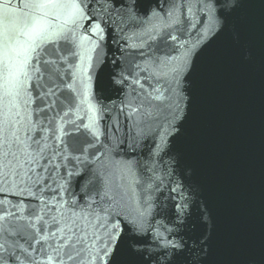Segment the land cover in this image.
I'll return each mask as SVG.
<instances>
[{
    "label": "water",
    "instance_id": "95a60500",
    "mask_svg": "<svg viewBox=\"0 0 264 264\" xmlns=\"http://www.w3.org/2000/svg\"><path fill=\"white\" fill-rule=\"evenodd\" d=\"M46 2L0 0L16 37L5 48L0 28V264H88L87 251L76 256L62 245L75 242L70 229L82 234L85 221L74 213L94 220L108 201L129 220L145 213L127 227L143 241L147 264H264V0L241 11L246 45L235 29L219 34L216 0H139L132 13L129 0H62L69 7L55 21L32 7ZM73 4L96 20L73 24ZM64 27L78 44L86 37L74 46L85 58L59 63L53 75L40 62ZM169 34L178 39L165 42ZM49 85L55 96L46 95ZM70 118L93 121L99 140L86 144ZM205 244L206 258L198 256Z\"/></svg>",
    "mask_w": 264,
    "mask_h": 264
},
{
    "label": "snow or ice",
    "instance_id": "6c2138e0",
    "mask_svg": "<svg viewBox=\"0 0 264 264\" xmlns=\"http://www.w3.org/2000/svg\"><path fill=\"white\" fill-rule=\"evenodd\" d=\"M107 2L109 4H112L115 3L116 0H107ZM138 2L139 0H129L128 5L126 6L129 13H132L134 11V6L137 5ZM247 2L248 0H230L229 7V0H216V3L221 5V19L219 21L220 27L218 30L219 34L224 35L228 31L235 29L237 39L241 45H246L243 34L241 11L245 7ZM32 7L51 10L49 19L55 21L60 19L58 10H64L68 8L69 5L63 3L62 0H47L46 3L35 4L32 5ZM71 7H74L76 9V12L71 14L70 16L73 24L77 23L76 17H78L79 20H84L86 17L91 21L96 20V16L94 15V13L89 12L86 14L84 8L80 7L78 4H73ZM65 23H67V21ZM11 25H13L12 14L5 12L3 16H0V28L3 29L2 35L5 48H8L16 40L12 27H10ZM26 26H31L32 30L36 31V25H31V22H27ZM49 27H52V25L50 24ZM88 27L89 29H92L93 24L90 23ZM103 31L104 28L101 26V23L94 24L93 34L99 35ZM43 35L44 34L41 33L42 37ZM85 39L86 37H80L78 44L77 37L72 28L64 27L56 31L55 39L50 41L54 45V47L50 49H44V56L46 58L42 59L40 62L45 66L43 71H51L53 75H58L55 66L59 63H67L69 58H71L74 62L77 56H79V59L83 61L85 58L84 53L75 52L74 46L83 47V41ZM153 39H155V37H153ZM177 39L178 37L172 34H169L168 37L164 38L165 42H167L168 40L176 41ZM38 46L39 45L34 46L32 50L34 51L35 47ZM185 66L188 67L190 71H194V66L189 64L187 54L185 59ZM33 67L38 73H41V79H43L40 64H34ZM67 87L69 89H72L73 86L72 84H68ZM177 87H180L179 83L177 84ZM166 90L172 91L171 87ZM155 93L156 94L154 96H152L151 93L149 95L152 96V99L160 100L163 96L160 88H156ZM46 95H56V92L51 87V85H49L48 93H46ZM64 99L71 103V96H65ZM182 100L185 106H187V100L185 98H182ZM49 107H51V105H49ZM138 110L139 109H134L133 113H129V115H133L134 112ZM179 110V107H177V112H179ZM64 115L68 116L69 113L64 112ZM65 123H71L73 125V131L75 133H79L81 129L85 130L86 144L91 145L95 141L99 140L101 132L93 121L90 120V123L88 124H84L83 122L77 124L75 120H72L70 118ZM63 130L64 129L61 128V131ZM0 131H5V129H0ZM177 131H179V129H177ZM68 134L71 135L73 133L69 132ZM12 135L15 136V133H12ZM88 135L91 136V140L88 139ZM5 142H7V140H5ZM165 146L166 142L162 140L161 143L157 145V152L163 151ZM84 151H86V149L82 147L81 152L83 153ZM9 154L14 155L13 153ZM74 159L79 161L80 157H74ZM56 167L58 168L59 165H56ZM172 191L176 192L177 189L173 188ZM104 196H108L107 191L104 192ZM177 197L188 199V197L183 192H177ZM97 207H100V205H97ZM177 207L181 212L184 211V206L182 204H178ZM100 212L103 214L95 215L94 220H89L87 216L80 217L74 213L73 215L77 220L83 219L85 221L84 226L81 228L82 234H76L73 229H70V231L73 232V235L76 236V240L75 242H73L71 240V237H68L66 243L62 245V247H72L76 249V256H81L84 251H87L89 255L88 264H96L97 261H99V264H147V261H145L144 259V250L140 247L143 241L140 239L132 238L131 234L133 232V229L127 227V225L129 224H137L139 218L142 217L145 213H138L136 217H133L131 220H129L128 214L125 212V207L119 201H108V206L100 207ZM121 220H123V226L121 224ZM73 222H75V220ZM89 229H91L90 242ZM142 233L143 226L140 225L136 230V234L139 236L142 235ZM159 238L164 239L162 236H160ZM77 245H79V247H77ZM165 246L171 247L173 249H179L180 247L174 242H168ZM200 254H203L205 258L208 257L211 254V246L208 244L203 245L200 249V253H198V256ZM172 255L174 257H179L181 253L177 251ZM67 256L68 260L70 261L76 259V256H73L71 253H67ZM170 264H176V260L173 259ZM202 264H207V260L205 259L204 261H202Z\"/></svg>",
    "mask_w": 264,
    "mask_h": 264
}]
</instances>
